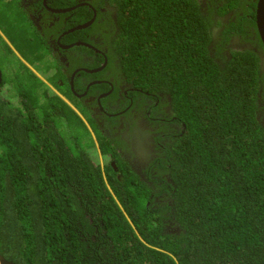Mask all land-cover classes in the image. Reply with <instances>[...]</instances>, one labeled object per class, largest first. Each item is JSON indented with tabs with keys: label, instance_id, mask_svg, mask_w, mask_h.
I'll use <instances>...</instances> for the list:
<instances>
[{
	"label": "trees",
	"instance_id": "16d2710c",
	"mask_svg": "<svg viewBox=\"0 0 264 264\" xmlns=\"http://www.w3.org/2000/svg\"><path fill=\"white\" fill-rule=\"evenodd\" d=\"M122 1L114 39L92 25L108 45L107 68L118 56L135 84L169 94L184 133L161 142L150 161L154 182L150 173L126 171L114 150L119 179L79 101L57 77L49 81L61 94L28 66L37 54L15 41L42 49L40 38L15 5L0 0V68L15 69L0 83V254L15 264H264L256 1L202 8L200 0H139L130 10ZM225 5L234 19L223 18ZM254 38L260 54L251 44L223 48ZM6 81L18 102L1 93Z\"/></svg>",
	"mask_w": 264,
	"mask_h": 264
},
{
	"label": "flooded vegetation",
	"instance_id": "af4514ba",
	"mask_svg": "<svg viewBox=\"0 0 264 264\" xmlns=\"http://www.w3.org/2000/svg\"><path fill=\"white\" fill-rule=\"evenodd\" d=\"M124 1L123 9L126 10L134 9L135 2H140L139 0ZM200 1L202 8L207 6L206 2L211 5L213 3V0ZM253 1H256L254 10L256 14L259 0ZM6 2L15 5V8L23 14L31 25L33 35L40 38L43 51H48L50 58L47 69H37L33 61H27L28 66L52 91L61 94L60 90L49 81L57 77V83L61 87L66 85L73 97L79 101L95 123L93 127L92 122L85 118L88 127L92 130V138L99 150L110 154V164L114 166L115 163L118 170L116 173H119L118 178L121 179L122 176L117 161L111 158L114 150L127 163L126 171H136L143 178L146 173H150L152 176H147L153 179V182L154 179L159 178L154 175L157 164L153 165L151 159L156 155L155 152L158 151L163 139L170 137L168 135L173 132H179L181 135L184 133L182 124L176 120L173 113L170 115L171 96L165 94L163 90L152 89L154 84L150 86L135 84L133 79L117 65L118 56L114 59L115 67L107 68L110 55L108 45L103 42L99 34L94 33L96 30L92 26L94 23L99 24L98 29L114 39L110 31L119 27L118 4H122L123 1L6 0ZM215 2V8L223 7L217 4L218 1ZM234 10L239 11L241 7L237 10L234 7ZM91 12L93 14L88 20L87 17ZM231 14L232 8L225 5L223 18L229 19L232 17ZM84 25L85 27L79 28ZM257 33L260 38L258 40H261L258 30ZM232 39L231 44L223 48L233 46L236 42L241 47H249L251 44L250 48L259 52L262 44L257 38H254L255 42L248 41L243 44L239 43L238 39L232 43ZM225 51L226 54L229 53L228 50ZM40 56L42 59L46 57L43 54ZM260 56L264 57V54ZM9 57L13 59L10 55ZM36 57L39 56L33 55L32 60ZM12 62L14 63V59ZM0 70L1 83L5 72L9 74L15 69L11 64ZM10 90L12 88L9 82H4L1 93L6 96L13 95ZM62 97L76 108L75 100ZM11 100L18 102L15 95ZM164 126L169 128V131H165ZM145 180L148 181V178Z\"/></svg>",
	"mask_w": 264,
	"mask_h": 264
},
{
	"label": "rangeland",
	"instance_id": "374dc122",
	"mask_svg": "<svg viewBox=\"0 0 264 264\" xmlns=\"http://www.w3.org/2000/svg\"><path fill=\"white\" fill-rule=\"evenodd\" d=\"M4 1H6V0H4ZM16 10L17 9H14V11H16ZM17 14L22 19L21 15L19 14L18 11H17ZM31 37H33L32 34H31ZM15 43L17 45V48L21 49V51H25L26 53H30V52H34L35 51V53L37 55H39V57H36V58L33 59V62H35V65H36L37 69H42L43 70V69H47L48 68V61H49V58H50L49 54H48V51H46L47 52L46 55H45L46 57L42 59V56H40V55L43 54V51H42L43 48L41 49V47L37 44V42L35 40H34L33 43H34V45L36 46L37 49H35V47L32 46V45H27V43H28L27 41H20L19 40L18 42L15 41ZM16 54L17 55L19 54L18 56L22 55V54H20L17 51H16ZM28 61L31 62V60H28ZM93 155L95 156L94 153H93Z\"/></svg>",
	"mask_w": 264,
	"mask_h": 264
},
{
	"label": "water",
	"instance_id": "95a60500",
	"mask_svg": "<svg viewBox=\"0 0 264 264\" xmlns=\"http://www.w3.org/2000/svg\"><path fill=\"white\" fill-rule=\"evenodd\" d=\"M257 8H258V10H257L258 30H259V34H260L261 40L264 43V0H259ZM83 27H85V25L81 26L79 28H83ZM79 28H77V29H79ZM1 73L2 72L0 70V81L2 79ZM0 264H15V263L13 261L7 260L5 257H3L0 254Z\"/></svg>",
	"mask_w": 264,
	"mask_h": 264
},
{
	"label": "bare ground",
	"instance_id": "6f19581e",
	"mask_svg": "<svg viewBox=\"0 0 264 264\" xmlns=\"http://www.w3.org/2000/svg\"><path fill=\"white\" fill-rule=\"evenodd\" d=\"M259 2V1H258ZM258 7V6H257ZM257 10H258V8H257ZM256 15H257V12H256ZM258 17L256 16V24H257V27H258ZM97 41V40H96ZM264 44V43H263ZM262 50V49H261ZM262 52H263V54H264V49L262 50ZM112 164V163H111ZM114 170H115V168H116V170H117V167H116V165H115V163H114ZM117 172H118V170H117ZM121 174V173H120Z\"/></svg>",
	"mask_w": 264,
	"mask_h": 264
}]
</instances>
